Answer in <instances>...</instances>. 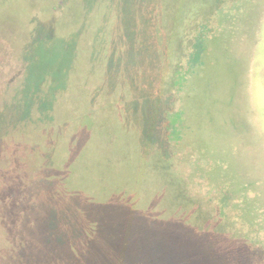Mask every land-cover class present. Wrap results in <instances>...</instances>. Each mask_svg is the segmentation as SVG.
Instances as JSON below:
<instances>
[{"label": "rangeland", "instance_id": "obj_1", "mask_svg": "<svg viewBox=\"0 0 264 264\" xmlns=\"http://www.w3.org/2000/svg\"><path fill=\"white\" fill-rule=\"evenodd\" d=\"M139 1L0 0V264L53 261L42 224L64 207L96 216L84 264H264V0H157L156 47ZM36 76L48 124L10 104Z\"/></svg>", "mask_w": 264, "mask_h": 264}, {"label": "trees", "instance_id": "obj_2", "mask_svg": "<svg viewBox=\"0 0 264 264\" xmlns=\"http://www.w3.org/2000/svg\"><path fill=\"white\" fill-rule=\"evenodd\" d=\"M139 2H141V5L138 7L139 14L137 16L139 44L146 46L148 42L149 44H152V47H156L157 44H160L158 42L160 40L158 35L161 33L158 31L160 30V27L157 26L158 22L156 19H151L149 14L153 12L157 14V16L159 15L160 12L158 9V4L160 2L157 0H140ZM143 5L148 6V8L144 7ZM194 25L195 21L193 22L192 20V28L189 30L190 37L194 35ZM193 37H195V35ZM182 40H184L183 36L180 37L178 42L181 43ZM199 43L192 42L189 48L186 49L188 52L186 55L184 49L182 50V53H176L174 56V62H168L170 63V66L173 65L172 69L168 72L169 82L177 85L184 81L186 79V74H188L200 63L203 47H201V42ZM172 51L175 50L173 49ZM138 54H141L140 50H138ZM187 58H189V60L191 58L192 61L189 62V60H187L188 62H186ZM152 60L155 62V60H158V56H152ZM150 67L151 65L149 64V68L144 70L142 69L141 64L138 65L137 74H139V80L137 87L131 96H134V93L137 90L145 92L150 91V89L147 88H145L146 90L140 88L145 80H148L149 78L152 79L154 77L153 69ZM46 81L50 82L49 80L40 76H36L34 79H27L26 81L24 80V85H22L24 88V91H22L23 93L21 94V90L17 89L9 97L11 102L10 104L18 111L22 119L32 118V115L35 114L36 116L33 118H36L37 121L42 123L48 124V122L51 123L53 120L54 111L59 106L56 102L58 98L55 96L58 93L52 90L45 91V89L50 86ZM126 89L127 85L122 88V94L118 97L121 101L120 105H118V110H121V107H123V105L126 103L125 99L129 95L126 93ZM77 119L78 117L76 120ZM95 199L99 202L98 198ZM100 200L103 202L102 199ZM127 203H129V201ZM129 206L130 208L135 209L134 205L129 204ZM190 209H192L191 213H193L195 210L194 207H190ZM66 210L67 209L65 207L64 210L60 208H58V210L57 208H53L51 210V219L45 220V222L42 224L43 238L40 240V243L43 244V246H48V244H50L52 236L56 232V246L54 245V251H52L53 261L46 260V262H42V264H84L86 261L87 249L91 243V239H93L95 236V230L98 224L96 221V216H91V214H88L87 211H85L84 217H80L76 212L67 214ZM60 221L61 224H59Z\"/></svg>", "mask_w": 264, "mask_h": 264}]
</instances>
